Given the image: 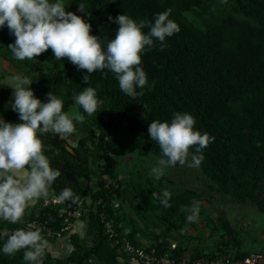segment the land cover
<instances>
[{
  "label": "rangeland",
  "instance_id": "rangeland-1",
  "mask_svg": "<svg viewBox=\"0 0 264 264\" xmlns=\"http://www.w3.org/2000/svg\"><path fill=\"white\" fill-rule=\"evenodd\" d=\"M144 1L149 4L145 14L124 0L111 1L101 18L86 21L91 24L90 34L113 39L118 26L109 16L126 14L137 21L147 18L154 22L156 14L171 9L169 18L180 27L173 39L184 38L196 48L211 51L252 83L264 84V24L249 16L236 0ZM82 2L65 0L66 10L72 3ZM243 2L264 14V0ZM14 42L7 25L0 28V118L22 122L12 110L10 87L14 86L10 77L21 75L33 80L29 87L41 102L46 103L47 93L53 92L63 100L65 112L78 111L86 119L76 124L71 136L50 132L40 137L51 167L60 170L61 176L48 197L29 202L22 221L10 224L0 220V231L27 229L28 225L43 229L48 241L43 264H130L128 256L105 237L101 214L117 232L147 250L158 247L169 251L176 245L179 254L188 259L264 252V113L251 101L238 98L225 104L214 129L232 150L227 166L229 182L218 179L202 164L199 168L187 164L169 167L157 181L150 171L162 152L148 133L155 118L147 104L125 95L107 70L93 73L88 85L83 81L87 70H80L67 85L56 87L59 61L52 50L35 60L18 61L7 48ZM167 66L153 49L142 55L148 83L154 82L152 89L162 85L178 88L180 76ZM204 82L210 89H219L210 78ZM89 86L103 101L90 117L74 102V96ZM76 168L85 175L75 173ZM64 173L74 176L86 192L77 203H54L68 187ZM164 190L172 193L170 208L160 202ZM193 200L200 201V212L198 220L189 223L185 207L190 208ZM2 245L0 240V248ZM0 264L27 262L23 250L11 257L0 251Z\"/></svg>",
  "mask_w": 264,
  "mask_h": 264
},
{
  "label": "clouds",
  "instance_id": "clouds-1",
  "mask_svg": "<svg viewBox=\"0 0 264 264\" xmlns=\"http://www.w3.org/2000/svg\"><path fill=\"white\" fill-rule=\"evenodd\" d=\"M226 3L227 0H221ZM65 0H0V28L7 25L15 42L7 46L18 61L35 60L49 49L55 60H68L80 70H87L83 76L86 85L90 76L107 70L114 74L120 90L132 99L144 95L148 83L147 73L142 67V55L151 51L155 42L160 50L168 47L166 38L180 31L179 25L170 19L171 9L158 13L154 22L147 18L139 21L126 14L110 21L117 24L113 39L92 35L91 24L67 11ZM87 5L79 3L77 11L87 12ZM144 29H147L145 32ZM13 89L12 110L18 113L21 123L6 122L0 118V220L17 224L25 216L29 202L46 198L53 183L61 176L58 169L50 165L40 138L46 133L61 137L76 132V124L85 122V115L65 112L61 98L47 93V102L36 98L29 87L33 80L27 76L10 77ZM139 89V91H138ZM74 102L87 116H93L102 106L97 90L85 87L74 96ZM196 118L189 113H175L171 123L154 120L148 127L151 140L162 152L151 168L150 174L158 181L169 167L177 164L199 168L206 149L215 137L207 132L195 130ZM195 149L194 152L190 151ZM172 193L164 190L161 204L170 208ZM59 202L77 203L80 197L71 188L65 187L59 193ZM189 214L186 220L195 223L200 212V201L193 200L191 207H185ZM43 229L28 225L27 229L0 231L3 240L0 251L5 256H14L23 250V260L27 264H43L48 241Z\"/></svg>",
  "mask_w": 264,
  "mask_h": 264
},
{
  "label": "trees",
  "instance_id": "trees-1",
  "mask_svg": "<svg viewBox=\"0 0 264 264\" xmlns=\"http://www.w3.org/2000/svg\"><path fill=\"white\" fill-rule=\"evenodd\" d=\"M111 1L113 0H83L82 3L87 5V12L77 11L78 5L74 3L71 4L68 11L75 12L86 22L89 19L101 18L109 8ZM236 1L249 16L264 24V14L259 12L256 6H246L243 0ZM124 2L134 10H144V14L149 6L144 0H124ZM150 13L154 17V12L150 11ZM166 42L168 47L161 51L159 42L156 41L153 53L155 56L166 60L167 67L180 76L181 82L178 88H172V86L165 88L162 85L152 90L143 89L144 95L139 96L138 100L147 104L152 119L155 118L154 120H160L161 122L171 123L174 114L177 112L193 115L196 118L195 130L202 133L207 132L210 136L215 137L214 142L202 150L204 160L201 164L218 179L229 182L227 166L230 163L232 150L228 148L214 130L218 115L225 104L238 98L251 101L264 113V84L252 83L231 63H221L213 52L196 48L184 38L179 39V41L172 37L171 39L166 38ZM56 71L55 83L56 87H60L67 85L68 80L75 77L80 69L73 65L67 57H64L58 62ZM207 78L218 84L219 89H210L204 82V79ZM193 88L197 92H194ZM194 150L193 148L190 151L194 152ZM74 172L78 175H85V172L80 168H76ZM63 181L80 199L86 196V192L77 185L74 176L64 173ZM104 235L107 238L105 231ZM151 250L166 251V249L158 247L151 248ZM173 253L177 257H182L179 254V249H176Z\"/></svg>",
  "mask_w": 264,
  "mask_h": 264
},
{
  "label": "built area",
  "instance_id": "built-area-1",
  "mask_svg": "<svg viewBox=\"0 0 264 264\" xmlns=\"http://www.w3.org/2000/svg\"><path fill=\"white\" fill-rule=\"evenodd\" d=\"M54 203L61 202L56 200ZM101 221L109 241L128 256L130 264H264V252L238 257L218 255L210 258L188 259L183 256L177 257L173 253L177 249L176 245H172L171 250L164 252L147 250L133 243L127 236L117 232L103 214H101Z\"/></svg>",
  "mask_w": 264,
  "mask_h": 264
}]
</instances>
